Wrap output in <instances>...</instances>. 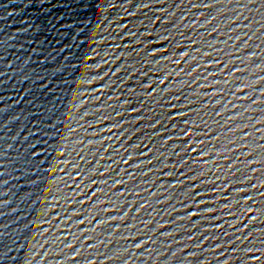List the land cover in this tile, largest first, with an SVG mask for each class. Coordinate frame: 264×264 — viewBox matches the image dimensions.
<instances>
[{
	"label": "water",
	"instance_id": "water-1",
	"mask_svg": "<svg viewBox=\"0 0 264 264\" xmlns=\"http://www.w3.org/2000/svg\"><path fill=\"white\" fill-rule=\"evenodd\" d=\"M48 0H0V15Z\"/></svg>",
	"mask_w": 264,
	"mask_h": 264
}]
</instances>
